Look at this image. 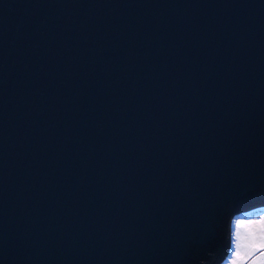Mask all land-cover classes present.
Segmentation results:
<instances>
[{"label":"water","instance_id":"1","mask_svg":"<svg viewBox=\"0 0 264 264\" xmlns=\"http://www.w3.org/2000/svg\"><path fill=\"white\" fill-rule=\"evenodd\" d=\"M264 204V0H0V264H199Z\"/></svg>","mask_w":264,"mask_h":264},{"label":"clouds","instance_id":"2","mask_svg":"<svg viewBox=\"0 0 264 264\" xmlns=\"http://www.w3.org/2000/svg\"><path fill=\"white\" fill-rule=\"evenodd\" d=\"M223 240L219 253L207 252L199 264H264V204L229 214Z\"/></svg>","mask_w":264,"mask_h":264}]
</instances>
